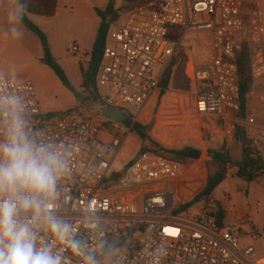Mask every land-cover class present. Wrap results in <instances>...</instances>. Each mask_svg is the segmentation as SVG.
I'll return each instance as SVG.
<instances>
[{
	"label": "built area",
	"instance_id": "obj_1",
	"mask_svg": "<svg viewBox=\"0 0 264 264\" xmlns=\"http://www.w3.org/2000/svg\"><path fill=\"white\" fill-rule=\"evenodd\" d=\"M131 3L106 35L94 82L99 100L95 113H44L32 80L7 77L11 86L6 87L22 97L41 141L66 153L69 171L60 181L59 215L94 247L96 228L81 223L86 213L94 212L105 239L120 246L119 264H264L253 244L241 245L261 239V229L249 213L235 206L227 210L212 197L198 209L179 211L178 196L170 186L183 182L204 157L185 168L160 153L139 151L121 172L113 170L133 125L161 94L166 72L191 36L203 38L211 53L203 65L190 58L192 67L188 65L186 73L195 86L196 115L221 121L224 142L233 140L238 127L244 126L264 158V109L259 106L264 104V92L255 103L250 102L254 94L248 97L242 118L239 65L246 52L252 92L260 81L264 89L261 0ZM68 51L76 55L79 48L70 43ZM104 109L128 115L131 126L105 117ZM63 248L64 264H83L82 252L70 243Z\"/></svg>",
	"mask_w": 264,
	"mask_h": 264
},
{
	"label": "rangeland",
	"instance_id": "obj_2",
	"mask_svg": "<svg viewBox=\"0 0 264 264\" xmlns=\"http://www.w3.org/2000/svg\"><path fill=\"white\" fill-rule=\"evenodd\" d=\"M131 1L114 0L115 8L120 16L124 14L122 10L126 11L132 8L133 3ZM109 2L110 0H79V19L99 18L95 10L99 9L104 11ZM261 6L264 21V0H261ZM9 7L10 2L3 3L0 0V73H3L5 77L32 80L37 90L39 102L42 104L41 109L44 113L59 114L70 110H76L86 115L95 113L98 106L92 100L84 101L81 99V102H78L76 107L71 108L72 101L59 92L44 76L37 74L36 63L30 58L28 47H26L27 44L25 46H19L17 39L5 35L8 23H3L2 19H7ZM31 21L45 34L49 43L48 34L35 20L33 21L31 19ZM24 30L36 36L25 26ZM204 43L205 40L203 38L192 36L184 41L178 56L172 64L174 68L168 91L165 95L158 94L154 97L142 116L141 121L138 122L142 126V132L145 137L142 138L136 132L132 131L128 144L122 150L113 166V170L119 173L135 158L139 151L153 150L167 158L182 162L186 168L187 165L191 166L196 161L189 158V156L199 153V159L204 158L192 169L191 174L183 182L179 184L173 183L170 186L172 193H176L178 196L180 207L193 203L204 191L208 179L219 171V166L212 160L209 151H219L223 148L219 144L225 132L222 122L217 120L210 122L196 115L194 111V84L188 79L186 74L190 58L193 59L196 65H203L211 60L210 49ZM78 54L74 56L77 57ZM56 60L72 82L61 62L57 58ZM87 66L88 64L84 68L85 70ZM190 66L192 67V65ZM79 93L81 96L83 95V98L87 96L81 92ZM72 97L75 99L73 95ZM258 97L259 94L256 91L254 98L250 102L254 101L255 103V99ZM242 118L245 119L243 116ZM243 133L247 134L246 128L241 125L235 133V143L230 144L229 148L226 145L224 146L235 162L237 153L242 152V143L239 141V138ZM248 136L257 145V141L250 135ZM184 151L186 152V156L181 154ZM236 171L235 167L231 168L228 175L231 181L237 179L235 177ZM230 184L231 182L228 181L223 182L214 192V196L212 195L210 197L219 204L222 203L227 210L231 206H235L256 217L264 214V182L252 185L248 195L241 190L240 194L226 199L224 194L229 191L227 188ZM207 199L200 200L189 209L200 208L202 203ZM250 201L256 202L247 205L246 202ZM263 231L264 229L261 230V239L264 236ZM257 243L259 241L256 243L248 241L241 245L253 244L257 250Z\"/></svg>",
	"mask_w": 264,
	"mask_h": 264
},
{
	"label": "clouds",
	"instance_id": "obj_3",
	"mask_svg": "<svg viewBox=\"0 0 264 264\" xmlns=\"http://www.w3.org/2000/svg\"><path fill=\"white\" fill-rule=\"evenodd\" d=\"M25 10L22 0H11L5 35L23 38ZM6 86L11 80L0 73V264H64L66 243L83 253V264H105L110 257L119 264L120 246L105 239L94 212L81 220L97 230L94 247L59 215L66 153L41 141L22 97Z\"/></svg>",
	"mask_w": 264,
	"mask_h": 264
},
{
	"label": "trees",
	"instance_id": "obj_4",
	"mask_svg": "<svg viewBox=\"0 0 264 264\" xmlns=\"http://www.w3.org/2000/svg\"><path fill=\"white\" fill-rule=\"evenodd\" d=\"M59 1L60 0H22V2L26 5L25 14L23 17V25L30 32L34 33L40 39L43 45L44 57L40 62L43 65L48 66L54 72L63 86L75 96L77 102H81V99L84 101L92 100L97 106L99 104V100L94 89L95 75L103 56L108 29L112 24H115L120 20V15L115 8L114 0H110L104 11L99 9L95 10L96 14L101 19V25L96 42L93 46L92 53L90 55V62L88 63L87 69L85 70L84 68H81L84 82L79 90L72 84L65 70L60 66L56 58L53 56L45 34L31 21V16L45 18L53 17L57 11ZM141 1L142 0H134V3L137 4ZM239 65L241 74V116L244 117L248 97L253 91V79L248 55L246 52L242 54ZM173 68L174 65L170 67L164 76V79L161 83V95H165L169 89L172 80ZM79 92L87 96L83 98V95L81 96ZM133 131L136 132L140 137H145L142 132V126L138 123L133 125ZM239 141L242 143V159L238 163L234 162L230 153H228V151L225 149L226 147H223L219 151H209L210 157L219 166V171L208 179L204 191L198 196V198L193 203L180 207L179 211L187 210L200 200L210 198L216 189L228 179V175L232 167H235L237 170L235 177L249 184L257 182L260 178L264 177V158L258 150L255 141L251 139L246 133L242 134V136L239 138ZM146 151L153 150H142V152ZM181 154L186 156L185 151ZM189 158L198 160L199 153L197 155L189 156Z\"/></svg>",
	"mask_w": 264,
	"mask_h": 264
},
{
	"label": "crops",
	"instance_id": "obj_5",
	"mask_svg": "<svg viewBox=\"0 0 264 264\" xmlns=\"http://www.w3.org/2000/svg\"><path fill=\"white\" fill-rule=\"evenodd\" d=\"M1 2L7 3L11 2V0H1ZM78 9L79 0H60L58 3L57 11L53 17L45 18L39 16H31V19L33 21L35 20L37 24L48 34L49 45L51 47L53 55L61 62L63 67L66 69L74 86L80 90V87L84 82L81 68H85L86 65L90 62V55L92 53L93 46L98 36L99 28L101 25V19H99L98 17L97 19H79ZM2 22L8 23V20L2 19ZM70 43H74L78 46L79 54L77 57L69 53L68 45ZM17 44L19 46H25L27 44L26 47H28V53L30 55V58L34 61V63H36L37 74L44 76L48 81L52 83V85H54L59 90V92L69 98L72 101L71 108L76 107L78 102L77 100L75 102V96L63 86V84L48 66H45L40 62L44 57V48L41 44V41L33 34L24 30V36L22 39L17 40ZM206 46L208 47V45ZM256 91L259 96L262 95L261 93L264 92V89L262 87V81L257 84ZM255 93L252 92L250 97H252L253 94L255 95ZM71 94L74 96L75 99H73ZM255 100L257 102V98ZM40 105L42 107V104ZM259 106L264 109V104H260ZM262 114L264 115V112H262ZM235 140L236 138H234L233 140H228L226 142L219 141V144H221L220 147H224L226 145L227 148H229V145L235 143ZM241 159L242 152L237 153L236 162H240ZM226 181L231 182V184L227 188L229 189V191L226 192L227 194H224L227 199L228 197L231 198L240 194L241 190L244 191L246 195H248L251 186L255 183L264 182V177L260 178L257 182L251 184L240 179L231 181L230 176ZM252 202H246V204L250 205V203ZM220 205L225 208L222 203ZM252 217L257 226L261 230L264 229V214L260 217H256L255 215H252ZM257 244V253L259 257L264 258V236L262 239L259 240V243Z\"/></svg>",
	"mask_w": 264,
	"mask_h": 264
},
{
	"label": "water",
	"instance_id": "obj_6",
	"mask_svg": "<svg viewBox=\"0 0 264 264\" xmlns=\"http://www.w3.org/2000/svg\"><path fill=\"white\" fill-rule=\"evenodd\" d=\"M102 114L105 117H107L109 119H113L122 125H130L131 124V118L128 115L124 114L123 112L111 111L108 109H104V110H102Z\"/></svg>",
	"mask_w": 264,
	"mask_h": 264
}]
</instances>
